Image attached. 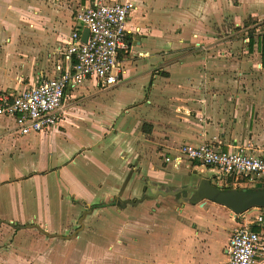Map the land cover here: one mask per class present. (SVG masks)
Returning a JSON list of instances; mask_svg holds the SVG:
<instances>
[{
	"label": "crops",
	"instance_id": "1",
	"mask_svg": "<svg viewBox=\"0 0 264 264\" xmlns=\"http://www.w3.org/2000/svg\"><path fill=\"white\" fill-rule=\"evenodd\" d=\"M94 1L0 0V94L67 70L70 35L84 29L75 14ZM132 1L110 95L93 81L69 90L48 134L21 136L0 117V264H229L239 216L168 194L216 172L164 159L212 142L264 155V0ZM239 65L263 76L223 75Z\"/></svg>",
	"mask_w": 264,
	"mask_h": 264
},
{
	"label": "built area",
	"instance_id": "2",
	"mask_svg": "<svg viewBox=\"0 0 264 264\" xmlns=\"http://www.w3.org/2000/svg\"><path fill=\"white\" fill-rule=\"evenodd\" d=\"M136 10L132 0L114 4L95 0L77 11L75 20L80 28L89 30V37L83 42L78 30L70 35L65 53L70 67H57L59 76L20 93L3 91L0 117L13 120L21 136L48 134L57 131L64 121L62 109L69 90L89 81L100 90L116 87L122 75L119 53L126 49L128 19ZM185 161L212 169L218 184L229 186L226 188L264 189V155H250L212 142L184 145L164 159L166 164L176 166ZM239 218L227 249L229 264H264V209ZM254 226L260 230L254 231Z\"/></svg>",
	"mask_w": 264,
	"mask_h": 264
},
{
	"label": "water",
	"instance_id": "3",
	"mask_svg": "<svg viewBox=\"0 0 264 264\" xmlns=\"http://www.w3.org/2000/svg\"><path fill=\"white\" fill-rule=\"evenodd\" d=\"M89 37V30L83 29L82 41L86 42ZM186 192L185 202L191 204L202 203L203 201L215 202L231 210L236 216H241L255 209H264V189L248 192L246 189L224 190L215 186L209 179H202L191 186H184L178 192L169 191L168 194L176 196ZM160 194V192H159ZM166 195V194H163Z\"/></svg>",
	"mask_w": 264,
	"mask_h": 264
},
{
	"label": "rangeland",
	"instance_id": "4",
	"mask_svg": "<svg viewBox=\"0 0 264 264\" xmlns=\"http://www.w3.org/2000/svg\"><path fill=\"white\" fill-rule=\"evenodd\" d=\"M81 9V8H80ZM80 9H78V11L80 10ZM76 14H77V12H76ZM76 14H75V16H76ZM249 31H251V30H249ZM248 31V32H249ZM251 35V33L249 32L248 33V35L246 34V32H244V33H242V34H238V36H239V38H240V40L241 39H245L244 37H246V36H250ZM241 45H244V43L243 42H241ZM246 45V44H245ZM252 68H254V67H251V68H246V67H242L241 65H239V66H235V67H232L231 66V68L230 67H225V68H222L223 70V75H231V76H234V77H237V78H245L246 76H257V77H262L263 76V74H262V72L260 71V69H257V68H254V70L252 69ZM249 71H251V73L249 72ZM224 72H228V73H224ZM217 75H221V74H219V73H217ZM244 87V89H245V87H246V85H244L243 86ZM96 91L97 92H100L99 94H105V95H110L111 93H106L107 92V90H105V91H102V90H99V89H96ZM246 91V90H245ZM94 93V92H93ZM162 159H163V157H162ZM186 164H188V165H190L189 163H186ZM186 164L183 166V168L185 169V167H186ZM197 170V172L199 173V174H202V173H204V174H202L203 176H206V177H210V178H214V176H215V173L213 174L211 171H210V168H208V167H204V166H200V168H198V169H196ZM201 171H203L202 173H201ZM187 172H189V171H183L182 173H181V175H184V174H186ZM191 172H193V169L191 170ZM189 175L190 174H186V176H185V178H189ZM213 182V184L214 185H216V186H220V187H222V188H226V187H229V186H226L225 184H223V185H219L218 184V180L216 179V178H214L213 180H212ZM232 189H234V188H232ZM242 189H244V188H242ZM248 192H252V190L251 189H249V191ZM213 214H215L216 216H221L222 217V220H223V222L224 223H227V225L229 224V222H230V217L229 216H225L224 215V213L222 212V214L220 213V212H218V211H213ZM37 253V252H36ZM22 264H39V257H38V255L36 254H34L33 256H27V257H25V260H23V262H21Z\"/></svg>",
	"mask_w": 264,
	"mask_h": 264
},
{
	"label": "trees",
	"instance_id": "5",
	"mask_svg": "<svg viewBox=\"0 0 264 264\" xmlns=\"http://www.w3.org/2000/svg\"><path fill=\"white\" fill-rule=\"evenodd\" d=\"M250 45H253V37H251L250 40ZM259 49H260V54L262 58V66L264 67V35L259 38ZM254 231H259L260 229L256 226L253 228Z\"/></svg>",
	"mask_w": 264,
	"mask_h": 264
},
{
	"label": "flooded vegetation",
	"instance_id": "6",
	"mask_svg": "<svg viewBox=\"0 0 264 264\" xmlns=\"http://www.w3.org/2000/svg\"><path fill=\"white\" fill-rule=\"evenodd\" d=\"M185 195H186V192H185ZM186 197V196H185Z\"/></svg>",
	"mask_w": 264,
	"mask_h": 264
}]
</instances>
